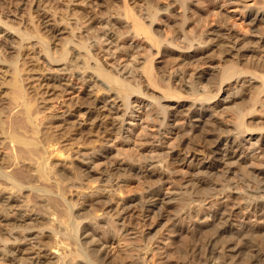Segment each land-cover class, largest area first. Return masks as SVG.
Here are the masks:
<instances>
[{
	"label": "bare ground",
	"instance_id": "bare-ground-1",
	"mask_svg": "<svg viewBox=\"0 0 264 264\" xmlns=\"http://www.w3.org/2000/svg\"><path fill=\"white\" fill-rule=\"evenodd\" d=\"M252 1L0 0V264H264Z\"/></svg>",
	"mask_w": 264,
	"mask_h": 264
},
{
	"label": "rangeland",
	"instance_id": "rangeland-1",
	"mask_svg": "<svg viewBox=\"0 0 264 264\" xmlns=\"http://www.w3.org/2000/svg\"><path fill=\"white\" fill-rule=\"evenodd\" d=\"M247 2L248 3H252L253 1L252 0H247ZM3 8V7H2ZM0 10H2L1 9V7H0ZM231 10H233V7H231V8H229V9H227V14L228 15H234L233 14V12L231 11ZM233 18H235V20L237 21V22H240L241 21V19H242V17H241V15L240 14H237V15H234V17ZM239 33L238 34H240L242 37L243 36H246V37H249L251 34H249L248 32H246L244 29L243 30H241V29H239V27H237V29H236ZM241 30V31H240ZM245 31V32H244ZM244 33H245V35H244ZM246 33H248V34H246ZM11 55H7V57L9 58V59H11V57H10ZM6 91H9V90H7L6 89ZM4 93V92H3ZM2 93V95H4ZM1 95V96H2ZM264 98V97H263ZM138 108H139V106H137ZM57 109H59L58 107L56 108V111L57 112H61L60 110H57ZM140 111H141V109H140ZM258 117H260V116H258ZM261 118H259L258 120H260ZM149 223H150V220H148V221H142L141 220V223H139V227H138V229L140 230V231H142V229L144 230V231H146V230H148L149 229ZM183 224V225H182ZM183 229H184V222H180L179 220H177V226L175 227V229L174 230H176V231H174V232H172V233H169V231L168 230H166V231H164V235H165V237H166V235L170 238L169 240H167L166 241V243L169 245V247L167 248V251H166V253H167V257H165L164 259H162L163 261H164V263L165 264H172L173 263V261L175 260V258H177V257H169L170 255L172 256V253H170L171 251V249L175 246V245H177L178 244V242H179V239H180V237L182 236V235H184V233H183ZM143 231V232H144ZM169 233V234H168ZM178 233H180V235H181V233H182V235L180 236ZM179 235V236H178ZM184 237V236H183ZM181 239H182V237H181ZM172 240H173V244L171 243L172 242ZM174 241H176V242H174ZM180 243V242H179ZM171 248V249H170ZM164 251V250H163ZM165 253V254H166ZM174 256H177V254H173ZM163 263V264H164Z\"/></svg>",
	"mask_w": 264,
	"mask_h": 264
}]
</instances>
